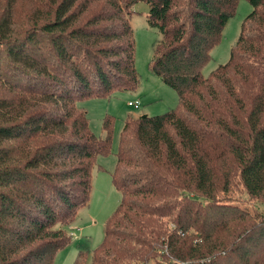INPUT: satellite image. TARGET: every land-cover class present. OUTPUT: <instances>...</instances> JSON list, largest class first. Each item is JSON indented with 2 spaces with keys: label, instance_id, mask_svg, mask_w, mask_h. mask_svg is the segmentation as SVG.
I'll return each instance as SVG.
<instances>
[{
  "label": "trees",
  "instance_id": "16d2710c",
  "mask_svg": "<svg viewBox=\"0 0 264 264\" xmlns=\"http://www.w3.org/2000/svg\"><path fill=\"white\" fill-rule=\"evenodd\" d=\"M0 0V264H54L112 150L78 102L136 88L131 16L139 0ZM160 29L152 70L180 103L129 116L113 180L121 201L90 264H264V0L230 59L202 67L239 0H144ZM80 251L74 264H84Z\"/></svg>",
  "mask_w": 264,
  "mask_h": 264
},
{
  "label": "rangeland",
  "instance_id": "374dc122",
  "mask_svg": "<svg viewBox=\"0 0 264 264\" xmlns=\"http://www.w3.org/2000/svg\"><path fill=\"white\" fill-rule=\"evenodd\" d=\"M30 1L20 4L18 17L30 9ZM135 11L131 16L134 30L136 51L135 65L139 77L136 88L116 89L106 96H91L79 100L78 104L87 110L91 130L99 136H105L103 120L106 115L114 119L112 150L109 154L99 155L92 170V188L89 202L81 206L75 219L63 225L71 234L70 242L56 253L54 264H74L78 253L82 250L87 256L84 264H90L94 249L103 241L108 218L117 209L122 192L114 183L113 173L117 166L121 132L129 116L141 114H160L177 108L180 103L178 91L167 84L160 75L151 68L158 39L162 37L160 29L148 22V2L139 0L135 3ZM253 10L249 0H239L235 13L229 18L222 31V37L211 49V59L202 67L206 77L221 63L231 57L242 30V23ZM129 101H139L140 105H130ZM229 191L231 198L240 201L249 208L258 207L264 210V203L257 201L244 189L241 180ZM147 264H156L150 260Z\"/></svg>",
  "mask_w": 264,
  "mask_h": 264
},
{
  "label": "built area",
  "instance_id": "2783aa9c",
  "mask_svg": "<svg viewBox=\"0 0 264 264\" xmlns=\"http://www.w3.org/2000/svg\"><path fill=\"white\" fill-rule=\"evenodd\" d=\"M129 104L138 107V106L140 105V102H139V101H135V102H133V101H129Z\"/></svg>",
  "mask_w": 264,
  "mask_h": 264
}]
</instances>
